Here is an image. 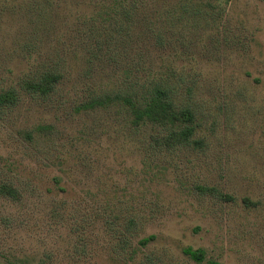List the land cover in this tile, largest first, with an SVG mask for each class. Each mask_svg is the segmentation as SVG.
<instances>
[{
    "label": "rangeland",
    "instance_id": "374dc122",
    "mask_svg": "<svg viewBox=\"0 0 264 264\" xmlns=\"http://www.w3.org/2000/svg\"><path fill=\"white\" fill-rule=\"evenodd\" d=\"M52 71L49 96L24 88ZM151 79L200 144L158 149L125 106L89 105ZM11 88L0 179L20 197L0 195V263L264 264V0H0Z\"/></svg>",
    "mask_w": 264,
    "mask_h": 264
},
{
    "label": "trees",
    "instance_id": "16d2710c",
    "mask_svg": "<svg viewBox=\"0 0 264 264\" xmlns=\"http://www.w3.org/2000/svg\"><path fill=\"white\" fill-rule=\"evenodd\" d=\"M61 75L56 72H47L37 80L24 83V88L33 95L49 96L56 89ZM18 92L9 89L0 93V110L6 106L17 104ZM119 103L125 106L130 115L131 124L134 127L150 125L154 132L151 135V143L158 149L172 150L200 140L193 139L196 131V118L194 111L188 106H178L175 101V92L164 79H151L143 85V91L138 92L126 86L113 94H106L89 102L90 106L96 104L108 105ZM0 195L8 198H19L20 191L13 183L0 179ZM154 239V235L140 240L146 245ZM184 253L197 263L205 260V250L192 247L184 248ZM3 264V263H0ZM20 264H37L28 259L21 260ZM208 264H224L216 260H209Z\"/></svg>",
    "mask_w": 264,
    "mask_h": 264
}]
</instances>
